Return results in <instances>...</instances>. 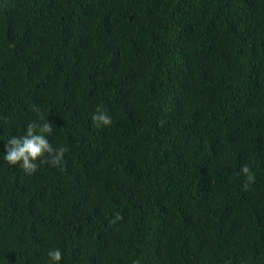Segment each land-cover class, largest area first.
<instances>
[{"label": "trees", "instance_id": "trees-1", "mask_svg": "<svg viewBox=\"0 0 264 264\" xmlns=\"http://www.w3.org/2000/svg\"><path fill=\"white\" fill-rule=\"evenodd\" d=\"M33 122L66 151L28 174L2 156ZM51 248L264 264V0H0V264Z\"/></svg>", "mask_w": 264, "mask_h": 264}, {"label": "clouds", "instance_id": "clouds-1", "mask_svg": "<svg viewBox=\"0 0 264 264\" xmlns=\"http://www.w3.org/2000/svg\"><path fill=\"white\" fill-rule=\"evenodd\" d=\"M96 122V127L101 125H109L112 120L103 112L92 117ZM52 132L49 122L42 124L29 123L25 134L20 136H11L5 144V152L2 156L3 160L11 165H16L24 170L25 173L31 174L37 169V161L44 162L43 158L47 154V160L52 166L60 164L63 160L66 148H54L49 142L47 135ZM240 171L247 176V180L251 182L253 176L250 173L248 165H242ZM119 219V217H117ZM48 264H60L62 260V251L60 248H51L47 251Z\"/></svg>", "mask_w": 264, "mask_h": 264}]
</instances>
